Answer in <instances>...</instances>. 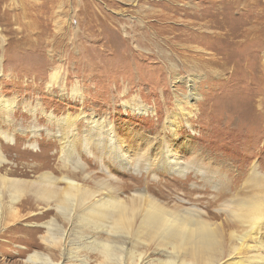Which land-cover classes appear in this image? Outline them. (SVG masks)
I'll use <instances>...</instances> for the list:
<instances>
[{
	"label": "rangeland",
	"instance_id": "rangeland-1",
	"mask_svg": "<svg viewBox=\"0 0 264 264\" xmlns=\"http://www.w3.org/2000/svg\"><path fill=\"white\" fill-rule=\"evenodd\" d=\"M169 1L177 11L170 9ZM169 1L1 0L0 99L15 106L10 123L0 116V130L13 142L0 138V144L16 170L14 178L30 182L41 173L63 174L54 171L60 139L46 114L103 118L130 145L143 149L154 142L156 150L162 136L170 141L164 122L179 112L175 102L186 93L182 80L175 78L187 76L196 78L199 99L192 109L190 103L183 104L187 115L178 113L182 130L176 147L189 145L190 153H201L215 167L234 172L233 177L237 169L245 172L241 180L249 166L264 168V46L259 54L250 55L241 44L257 20L254 13L263 16L264 29V0ZM217 11L221 12L216 17ZM161 15L167 18L163 22ZM52 71H58V78L48 89ZM128 104L141 105L147 114L133 112ZM186 117L191 128L183 124ZM80 155L88 172L101 177L99 165L81 151ZM111 165L106 166L113 172ZM115 169V177L127 184L124 196L145 184L153 186L148 172ZM160 178L164 189L158 184L153 191L161 188L167 196L174 195L165 185L171 186V177ZM184 180V194L210 200L211 191L188 193L195 190L191 174ZM181 183L175 178V185ZM27 200L22 197L20 204ZM30 203L26 209L18 204L17 217L0 232V264H28L34 252L47 253L41 241L45 231L34 232L45 207ZM50 214L63 223L56 212ZM58 252L50 250L55 262L63 261ZM88 255V264L100 261L97 254Z\"/></svg>",
	"mask_w": 264,
	"mask_h": 264
},
{
	"label": "bare ground",
	"instance_id": "bare-ground-1",
	"mask_svg": "<svg viewBox=\"0 0 264 264\" xmlns=\"http://www.w3.org/2000/svg\"><path fill=\"white\" fill-rule=\"evenodd\" d=\"M158 17L161 21L167 19L163 15ZM252 17L257 20L251 22L246 38L241 41L250 55L259 54L264 46L260 22L263 16L254 13ZM262 70L264 75V66ZM52 72L48 89L58 78V71ZM195 79L192 76L175 78L186 86V93L175 102V108L181 113H185L183 104L190 103L192 109L199 99L194 89ZM262 84L264 87L263 81ZM14 106L5 98L0 99V116L6 123L12 121ZM126 106L139 115L147 114L141 105ZM178 113L167 116L164 122V131L171 133L170 141L162 136L158 140L160 146L154 151V142L143 149L130 145L103 118L82 113L61 118L46 114L60 139L58 168L54 170L63 172L60 177L46 172L30 182L14 178L16 170L0 144V232L17 217L18 204L23 209L30 208L31 200L45 207L37 216L42 221L35 223L34 232L45 231L41 241L47 253L34 252L28 257V264H88L90 253L100 258L97 264H264L263 166L256 163L249 166L246 178L241 180L245 172L237 169L233 177L234 172L215 167L206 156L201 158V153H190L189 145L176 147V136L182 130L177 125ZM79 122L84 126L79 127ZM183 122L191 128L187 117ZM0 138L13 142V137L1 130ZM80 151L99 165L101 177L88 172ZM107 164H112L113 172ZM115 168L139 175L148 172L153 186L145 184L143 189L124 196L127 184L115 177ZM160 174L171 177L168 179L171 186L165 185L175 191L174 195L167 196L161 188L153 191L162 182ZM190 174L195 190L188 193L211 191L208 202L181 191L185 190L184 179ZM175 178L182 183L175 185ZM132 187L135 186L129 189ZM180 194L184 197H179ZM22 197L28 200L20 204ZM50 210L63 223L50 218ZM51 249L58 250L63 261L55 262Z\"/></svg>",
	"mask_w": 264,
	"mask_h": 264
}]
</instances>
